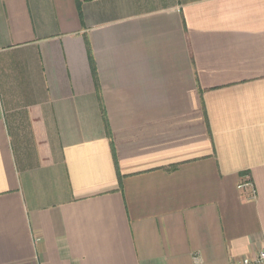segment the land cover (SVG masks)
<instances>
[{"label":"crops","instance_id":"0c3cea01","mask_svg":"<svg viewBox=\"0 0 264 264\" xmlns=\"http://www.w3.org/2000/svg\"><path fill=\"white\" fill-rule=\"evenodd\" d=\"M263 248L264 0H0V264Z\"/></svg>","mask_w":264,"mask_h":264},{"label":"built area","instance_id":"2783aa9c","mask_svg":"<svg viewBox=\"0 0 264 264\" xmlns=\"http://www.w3.org/2000/svg\"><path fill=\"white\" fill-rule=\"evenodd\" d=\"M239 187H253V181L250 173L246 172L243 174V181ZM230 264H264V248L255 254L233 259Z\"/></svg>","mask_w":264,"mask_h":264}]
</instances>
